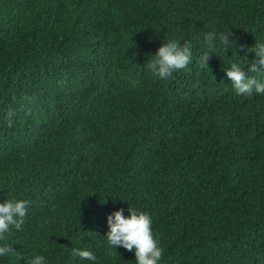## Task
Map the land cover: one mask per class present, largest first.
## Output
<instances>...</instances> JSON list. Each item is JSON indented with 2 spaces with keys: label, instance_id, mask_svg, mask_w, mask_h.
I'll list each match as a JSON object with an SVG mask.
<instances>
[{
  "label": "trees",
  "instance_id": "obj_1",
  "mask_svg": "<svg viewBox=\"0 0 264 264\" xmlns=\"http://www.w3.org/2000/svg\"><path fill=\"white\" fill-rule=\"evenodd\" d=\"M213 27L234 43L205 65ZM261 34L264 0H0V200L30 202L0 238L23 257L0 264H134L104 237L129 206L151 214L158 264H264V94L224 72ZM169 38L192 60L161 79L147 63Z\"/></svg>",
  "mask_w": 264,
  "mask_h": 264
},
{
  "label": "clouds",
  "instance_id": "obj_2",
  "mask_svg": "<svg viewBox=\"0 0 264 264\" xmlns=\"http://www.w3.org/2000/svg\"><path fill=\"white\" fill-rule=\"evenodd\" d=\"M206 48L202 51L200 61L205 64L209 50L213 51L216 44L224 49L231 47L234 40L230 38L229 31L217 30L214 27L204 33ZM244 49L243 44L240 45ZM254 52V58L241 62L232 59L224 68L226 77L231 82L237 94L250 96L254 92L264 94V34L255 38L254 44L246 51ZM236 53V52H235ZM147 68L151 73L161 79H167L175 70L188 67L192 60V44L176 38L164 40L151 55ZM237 57H242L237 55ZM247 64V71L244 65ZM206 65V64H205ZM9 116L13 110H8ZM29 200L21 198H5L0 200V238L5 236L11 228H20L29 212ZM108 230L106 237L108 244L115 250L116 246H122L134 253V264H158L163 249L152 228V216L137 207H128L127 214L124 209L116 208L106 215ZM71 255L90 262L97 261L95 252L88 247H74ZM23 257V252L15 249L10 243H0V257ZM27 264H48L44 254L35 253L28 257Z\"/></svg>",
  "mask_w": 264,
  "mask_h": 264
},
{
  "label": "bare ground",
  "instance_id": "obj_3",
  "mask_svg": "<svg viewBox=\"0 0 264 264\" xmlns=\"http://www.w3.org/2000/svg\"><path fill=\"white\" fill-rule=\"evenodd\" d=\"M182 90V89H181ZM174 91V90H173ZM188 97V96H187Z\"/></svg>",
  "mask_w": 264,
  "mask_h": 264
}]
</instances>
